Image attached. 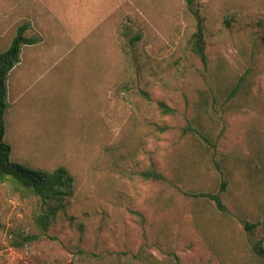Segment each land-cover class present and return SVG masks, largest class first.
<instances>
[{
    "label": "rangeland",
    "instance_id": "obj_1",
    "mask_svg": "<svg viewBox=\"0 0 264 264\" xmlns=\"http://www.w3.org/2000/svg\"><path fill=\"white\" fill-rule=\"evenodd\" d=\"M196 13L207 67L190 47ZM25 25L47 44L23 47L10 80L48 61L7 110L4 141L14 165L65 168L75 187L39 235L37 201L0 184V264H264V0H0V53ZM244 76L248 94L229 100ZM202 92L220 104L200 112ZM152 165L166 182L143 180ZM222 183L235 218L195 198Z\"/></svg>",
    "mask_w": 264,
    "mask_h": 264
},
{
    "label": "trees",
    "instance_id": "obj_2",
    "mask_svg": "<svg viewBox=\"0 0 264 264\" xmlns=\"http://www.w3.org/2000/svg\"><path fill=\"white\" fill-rule=\"evenodd\" d=\"M192 3V0H190ZM197 25L196 31L192 36L190 47L191 51L201 60L205 67L208 66V53L206 41V28L204 20L195 14ZM28 25L22 26L17 31V36L14 38L10 48L0 53V184L8 183L20 195L37 201L38 209L34 216V223L39 235H46L53 224L55 223L59 214L66 209L67 202L73 196L75 180L70 172L65 168H59L54 172L44 170L28 169L19 165H14L10 160L11 148L4 139L6 135L5 114L10 108L8 103L7 81L9 74L21 62L22 49L25 46H34L40 42L36 38L26 37ZM140 40V38H137ZM250 80L247 76L231 88V98L239 94H248L250 90ZM146 99H150L147 93H143ZM212 102V103H211ZM220 104V97L217 92H202L200 102L197 108L207 110L210 105L217 107ZM158 109L163 116H175L177 110L163 101L158 102ZM161 132L169 130L168 127L158 126ZM184 135H200L192 123H189L183 129ZM203 140L207 141L205 137ZM141 177L147 182L163 183L166 182V177L160 172L155 165L141 173ZM227 189V184L222 183L219 193H201L195 198H204L207 201L214 202L217 210L227 218H235L227 207L223 193ZM246 230L251 231L256 228L255 225L245 224ZM38 236L23 238L24 243L34 242L39 239ZM19 246H24L21 243ZM253 254L256 258L264 260V247L262 243H257L253 248ZM139 260L146 264H159L152 256L142 254L135 255ZM177 264H180L176 257Z\"/></svg>",
    "mask_w": 264,
    "mask_h": 264
},
{
    "label": "crops",
    "instance_id": "obj_3",
    "mask_svg": "<svg viewBox=\"0 0 264 264\" xmlns=\"http://www.w3.org/2000/svg\"><path fill=\"white\" fill-rule=\"evenodd\" d=\"M3 31H1L0 33H2ZM27 37V36H26ZM30 38V37H29ZM40 42L34 46H25V47H31V48H38L41 46H44L46 43V39H48V37H43L42 35L39 36ZM39 55H35L34 58L37 57H43L42 59H32V67L31 65L28 67V69L22 73H20L19 75H17L16 80H10L11 77L19 70V68L22 66V60L20 62V64H18L13 71L9 74L8 77V81H7V92H8V103L11 107V105L13 103H15V101L17 100V98L19 97L20 91L22 90H26L27 89V85H29V81L31 80V78L33 76H31L32 74L34 75L37 72V68L39 65L45 64L46 61H48V59H45V51L44 52H39ZM37 79V78H35Z\"/></svg>",
    "mask_w": 264,
    "mask_h": 264
}]
</instances>
